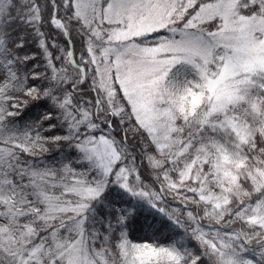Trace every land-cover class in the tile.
I'll use <instances>...</instances> for the list:
<instances>
[{
	"label": "snow or ice",
	"instance_id": "snow-or-ice-1",
	"mask_svg": "<svg viewBox=\"0 0 264 264\" xmlns=\"http://www.w3.org/2000/svg\"><path fill=\"white\" fill-rule=\"evenodd\" d=\"M0 264H264V0H0Z\"/></svg>",
	"mask_w": 264,
	"mask_h": 264
},
{
	"label": "trees",
	"instance_id": "trees-1",
	"mask_svg": "<svg viewBox=\"0 0 264 264\" xmlns=\"http://www.w3.org/2000/svg\"><path fill=\"white\" fill-rule=\"evenodd\" d=\"M37 111H38V109L33 108L28 114L34 116ZM142 235L143 234L140 233V232H135L134 233V236L137 237V238L140 237V236H142Z\"/></svg>",
	"mask_w": 264,
	"mask_h": 264
}]
</instances>
